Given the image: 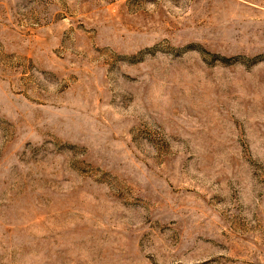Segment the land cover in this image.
I'll list each match as a JSON object with an SVG mask.
<instances>
[{
  "label": "rangeland",
  "instance_id": "1",
  "mask_svg": "<svg viewBox=\"0 0 264 264\" xmlns=\"http://www.w3.org/2000/svg\"><path fill=\"white\" fill-rule=\"evenodd\" d=\"M0 264H264V0H0Z\"/></svg>",
  "mask_w": 264,
  "mask_h": 264
}]
</instances>
